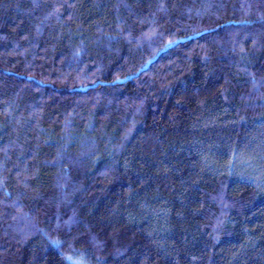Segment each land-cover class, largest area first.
<instances>
[{
	"label": "trees",
	"instance_id": "16d2710c",
	"mask_svg": "<svg viewBox=\"0 0 264 264\" xmlns=\"http://www.w3.org/2000/svg\"><path fill=\"white\" fill-rule=\"evenodd\" d=\"M0 264H264V0H0Z\"/></svg>",
	"mask_w": 264,
	"mask_h": 264
}]
</instances>
